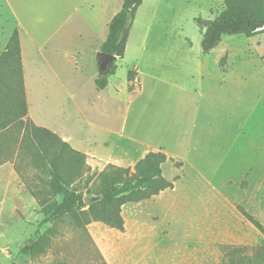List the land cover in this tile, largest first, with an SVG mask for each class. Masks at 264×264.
Masks as SVG:
<instances>
[{
  "label": "crops",
  "instance_id": "crops-1",
  "mask_svg": "<svg viewBox=\"0 0 264 264\" xmlns=\"http://www.w3.org/2000/svg\"><path fill=\"white\" fill-rule=\"evenodd\" d=\"M3 1L17 22L28 116L37 126L59 135L99 169L109 164L133 168L149 153L168 157L161 168L174 188L127 204L124 212L157 216L169 232L190 231L194 218L214 206L218 195L231 194V188L244 181L252 184L257 176L264 179V145L249 146L256 130L248 129L247 109L233 107L227 87L238 68L221 66L229 50L222 56L213 55L216 49L193 56L190 50L174 49L159 53L163 65L142 69L151 31L147 24L140 41L142 55L131 71L134 81L121 86L114 81L115 73L107 87L98 90L97 57L123 0ZM163 57L172 62L165 65ZM86 79L96 97L84 99L94 121L73 94ZM241 100L235 95L236 102ZM260 151L261 160L253 157Z\"/></svg>",
  "mask_w": 264,
  "mask_h": 264
},
{
  "label": "rangeland",
  "instance_id": "rangeland-1",
  "mask_svg": "<svg viewBox=\"0 0 264 264\" xmlns=\"http://www.w3.org/2000/svg\"><path fill=\"white\" fill-rule=\"evenodd\" d=\"M122 1V0H120ZM225 9L224 0H145L133 26L129 49L118 61L114 81L121 86L128 81L136 60L142 55L140 41L151 25L147 52L141 68L163 65L159 53L174 49L190 50L193 56L202 52L201 42L204 25L196 19L214 20ZM134 23V22H133ZM17 29L12 13L0 0V55ZM188 38L192 41L190 45ZM229 50L221 66L238 68L227 83L232 93L233 107L247 109L248 129H255V140L249 146L264 145V33L253 38L224 36L214 56ZM231 61V65L227 63ZM168 65L172 59L162 58ZM168 62V63H167ZM183 62L190 66L184 59ZM211 66V65H210ZM242 76L240 82L239 76ZM73 94L85 115L92 118V109L87 101L94 100L95 93L86 79ZM235 95L242 98L241 104ZM81 97V98H80ZM83 97V98H82ZM124 101H126V97ZM85 99V100H84ZM88 109V110H87ZM255 152L253 157L262 158ZM92 173L97 169L91 166ZM31 177L34 173L29 172ZM85 200L88 197L84 191ZM61 200V197H57ZM241 205L264 226V179L255 177L252 184H239L231 188V194L216 198V203L193 220L190 231L169 232L159 223L157 216L136 217L124 212V232L111 229L102 223H93L87 231L107 264H223L224 256L219 246H264V235L255 229L237 211ZM40 206L30 194L24 180L16 172L14 163L0 166V264H99L91 244L76 231L68 219L56 225V234L51 236L47 252L31 258L22 254V249L37 236L45 233L51 224L41 225L44 216Z\"/></svg>",
  "mask_w": 264,
  "mask_h": 264
},
{
  "label": "trees",
  "instance_id": "trees-1",
  "mask_svg": "<svg viewBox=\"0 0 264 264\" xmlns=\"http://www.w3.org/2000/svg\"><path fill=\"white\" fill-rule=\"evenodd\" d=\"M143 1L123 0L121 11L109 24V34L99 55L124 58L136 13ZM224 5L225 9L203 30L201 47L204 55L217 49L224 36L253 38L264 33V0H224ZM196 22L204 25L201 19ZM117 68L115 62L106 72H99L98 90L107 87L108 78L115 75ZM128 79L134 81L133 72H129ZM129 89H134V83ZM28 109L19 34L15 29L0 55V166L13 161L16 172L41 208L40 214L44 216L41 225H52L41 235L37 232V236L22 249V254L31 258L45 254L51 236L56 234L55 226L68 219L91 244L99 264H107L87 227L102 223L124 232L123 206L151 199L174 188V183L163 176L161 168L168 157L162 152L149 153L133 168L109 164L102 171L96 169L92 173L87 156L56 133L37 126L29 118ZM176 166L181 164L176 163ZM29 172L34 173L33 177ZM246 184L244 181L241 186ZM236 209L264 235L260 221L241 205ZM219 248L224 256L223 264H264V246L223 244Z\"/></svg>",
  "mask_w": 264,
  "mask_h": 264
},
{
  "label": "water",
  "instance_id": "water-1",
  "mask_svg": "<svg viewBox=\"0 0 264 264\" xmlns=\"http://www.w3.org/2000/svg\"><path fill=\"white\" fill-rule=\"evenodd\" d=\"M210 22H211V20L206 21L204 23V30L208 28ZM117 59H118L117 56H110V55H106V54H100L99 55V60L97 61L99 72H106L108 70V68L110 67V65L115 63L117 61Z\"/></svg>",
  "mask_w": 264,
  "mask_h": 264
}]
</instances>
